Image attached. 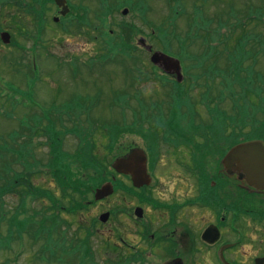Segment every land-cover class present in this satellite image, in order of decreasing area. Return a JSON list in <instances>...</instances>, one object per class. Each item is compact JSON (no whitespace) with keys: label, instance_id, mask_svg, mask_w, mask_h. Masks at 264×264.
I'll use <instances>...</instances> for the list:
<instances>
[{"label":"rangeland","instance_id":"rangeland-1","mask_svg":"<svg viewBox=\"0 0 264 264\" xmlns=\"http://www.w3.org/2000/svg\"><path fill=\"white\" fill-rule=\"evenodd\" d=\"M68 1L71 4H77L81 0ZM144 1L147 3V11L143 15L144 19L142 15L140 17V14L133 13L134 11L131 9L132 14L127 16H122L120 12L114 13L110 27H106L108 32H113V38L116 39L115 45L118 42L121 43L128 40L130 32L132 33L128 42L133 43L131 52L134 50V59L132 61H124V64L132 67L133 76L132 80H130L131 88H129L127 87L129 81L125 76L124 64L120 58V62L108 60L104 65L96 61V58L98 59L100 54L103 53L101 48L103 39L99 38V34L95 33L92 26L79 30V28H73L71 23L54 24L51 20L58 15L56 8L52 4L51 8L49 7L51 10L47 12L48 18L45 17L48 23L38 34V27L34 25L35 23H32L30 17H24V14H20L18 16L22 18L21 21L15 20L13 22L11 20L14 12L13 0H9L10 5L4 7H2L4 0H0V20L3 23V30L10 35V43L3 44L0 42V145L4 144V141L5 143L9 142L8 136L10 134H19L15 140L14 150L18 153H13L12 162L15 165L13 168L17 174H23V172H26L27 175L29 174L34 186L53 190L52 178L49 175V167H47L50 153L49 144L51 143V138L47 132V121H43L44 124L41 120L31 121L34 116H44L46 112V119L54 125L51 128L58 134L63 150L70 154L76 152L81 136L69 133L63 136V133H67L66 131L72 128V125L68 123H73L77 120L83 123V128L87 127L88 123L93 124V122L100 124L109 123L117 126L120 136L112 149H109L110 143L108 144V133L106 131L101 135L95 132L92 133V128L84 130L91 149V156L93 155L94 159L103 162L108 167V170H110V163L119 154H123L131 148L147 149V147L145 149L142 139L137 136L138 121V126L146 137L150 140L152 138L156 139V149L161 153L153 174L151 187L149 186L147 189L148 193L160 202L171 200L169 199L170 196L178 199L182 192L185 191L187 185L185 182L189 178L185 168L178 163V160L183 161L182 157L190 154L189 146L170 148L173 146L169 145L172 143L168 142V138H172L173 134L179 137L178 132H175L173 125L170 124L176 116H178V122L175 126L179 124V127L188 128L185 135L187 137L192 133V136H190L192 143H199L201 146L206 141L210 143L208 146L210 158L206 162L207 165L205 167H208V169L212 168L215 163L216 167L222 169V158L226 151L231 148L229 146H233L231 144L236 141L233 137H227V135L236 128V124H238L236 114L239 109L238 105H243V102H238L236 99L237 94L240 92L239 89L244 92L247 83H252L251 88L254 92L252 95L255 96L258 91L255 86H261V80L258 77L260 74L264 76L263 46L254 37L244 35L246 36L245 49L254 48L253 69L255 68L259 74L252 77L242 74L239 77L240 87L237 83L238 79H231L234 75L230 73L228 75L221 73L218 75L211 74L210 76L200 73V75H196L195 72L185 73V66L187 70L195 69V67H193V63L186 62L184 66L181 63L184 76L179 88V90L182 89V104L180 105L182 108L179 107V112L177 111L178 113L171 117L169 114L173 111L170 110V104L171 98L175 96L174 91L172 90L170 93L171 98L166 99L167 93L163 91L160 84H156L154 76L150 74L152 70L151 65H149L150 54L140 48L138 41L145 40L146 45L151 46L152 51L162 52L166 49L170 55H175L174 57L181 53H184L187 57L200 55L203 49V41H196L193 36L192 39H189L184 44L186 47L184 51L181 50L182 46L179 43V40H185L186 33L195 34L196 30L193 27L191 28L188 18H193L194 5H197L200 0ZM217 2V6L221 10H226L228 4H232L236 9L235 12L238 11L241 14L240 16L237 15L235 19H239L243 24H247L248 10H251L249 6L264 7V0H217ZM210 3L211 14L209 15L213 16L214 14L212 13L216 12L217 7L214 5V1ZM84 4L90 9L87 12L90 15L98 11V0H84ZM109 5L114 6L115 2H110L108 3ZM177 9L180 10L179 16L174 18L175 16H172ZM223 14L230 23L235 22H231L235 20L232 13H229V15L227 13ZM243 15H245L244 18ZM120 25H126L129 28V34L126 30L121 29ZM20 27L23 28V32L21 31L22 29H18ZM257 27L259 28V26ZM160 28L162 29L161 33L158 31L157 33L153 32L154 29ZM252 28L253 23H248L245 29L251 31ZM261 28L263 29V27ZM227 30L229 31L230 28ZM227 30L220 29L219 33L224 34ZM207 31L213 30L207 29ZM232 33L234 34L232 39L228 41V47L234 52V46H238V39L243 35L238 28L234 29ZM104 38L106 39L107 36H104ZM134 46H137V48ZM257 47L259 50H255ZM137 49L139 52H137ZM220 50L225 52V47ZM30 63L33 65L35 74L31 72ZM211 63L213 65L217 64L218 67H221V65L222 68L225 67L222 62H217L216 60ZM223 63H225L224 60ZM137 67L138 70L140 69V73H137ZM138 77L140 80L149 79L148 82L139 84V90L144 95L146 104L159 103L152 110L147 109V119H138L137 110H135L134 94L137 93ZM202 82H205V84ZM125 90L130 96L126 99V110L122 112L120 110L124 105L121 106L120 104H123L124 100H115L114 98L115 95ZM78 98H90V100L87 102L86 99L78 100ZM91 98L94 99L96 105L101 101V105L99 107L90 106ZM249 100H257L259 102L258 106L253 107V110L260 112V115H256V120L264 122V103L262 102L261 104L259 97L252 100L246 99L247 102ZM76 101H79V106H75ZM110 101L115 103L112 109L108 106ZM73 106H75V109H73ZM210 107L213 110L217 109V114L220 115L218 117L221 121L217 125L216 122L212 121V113L208 111L211 110L209 109ZM89 108L92 113L87 119V114L82 112L89 110ZM224 118L225 120L223 121ZM29 122H36L31 123L35 128H39L40 124H42L36 134H32L34 132L32 130H28L31 132V136L28 134V137L22 131V128L28 125ZM131 125H134L133 130L135 132L126 133L124 129L126 127L131 128ZM217 126L218 131L220 129L221 133L216 132ZM249 126L253 130H258L254 123H250ZM192 127L196 128L194 132L190 130ZM210 128L213 129L210 130ZM224 129L227 131L223 132ZM107 130L109 131V129ZM106 149L107 151L109 150V155H105ZM20 154L22 156L19 160L16 156ZM15 161H17L16 164ZM125 182L127 183V181ZM65 192L67 193L65 199L62 198L60 192L54 193V195H56L58 200L62 201V206L59 208L62 213L60 218L70 223L69 226L68 223L64 225L70 227V230L78 228L77 222L83 223L84 228L89 227L92 220H96L97 223V218L102 213L115 214V218L109 219L107 224L97 223L93 229L92 247L96 252L99 264H103L107 260L108 254L112 256L114 251L117 253L119 251V254L124 252L127 254L126 256L131 252H137L136 249L129 247L127 250L121 248L122 245L116 237L115 229L120 231L121 235L123 234L127 245L137 247L138 239L136 234L138 230L152 224L153 220L155 221L158 216L162 218V221L158 222L154 227L151 226V232H164L167 228L165 217L162 214L156 215V213L151 211L145 212L147 217H145L144 221H136L133 216V209L137 206V201L131 195H114L108 200L90 205L89 203L93 201V193L90 192L91 194L80 198L69 190ZM42 200L40 202L39 200L31 202V207L29 206L27 211H32V208L35 210L43 208L45 210L50 203L45 199ZM71 201L75 203L79 201L84 208L81 211H76L73 215H66L64 211L70 209L69 204ZM4 202L7 205L6 207L12 211L17 199L10 194L5 197ZM163 227L166 228L163 230ZM167 230L169 231V228ZM104 240L107 242L106 245L103 243ZM39 247L40 243L35 246L28 244L26 250L17 252V257L13 256L17 248L15 250V247H13V253L3 254L0 257V263L8 260L11 261V264H57L56 259L51 262L37 261L36 257L39 254Z\"/></svg>","mask_w":264,"mask_h":264},{"label":"trees","instance_id":"trees-1","mask_svg":"<svg viewBox=\"0 0 264 264\" xmlns=\"http://www.w3.org/2000/svg\"><path fill=\"white\" fill-rule=\"evenodd\" d=\"M213 1L214 5L217 7V10L215 13H212L214 14L213 16H210V2ZM50 2H52V0H13L14 12L11 20H13V22L15 20L21 21L22 18L18 15L27 13L31 18L32 23H35L38 27L37 29L39 34V31L41 32V30L45 27V24H47V19L45 17L49 11L48 3ZM141 3L140 5L138 4L137 11L140 9V11L142 10L141 13L143 14L146 12L147 7L144 0H142ZM217 3V0H200L198 4L195 3L197 5H194L193 18H188V21L190 22L191 28H195V34L186 33L185 40H179V43L184 50V48H186L184 44H186V42L189 39H192L194 36L196 41H203V49L200 55H192L186 59L187 63H193V67H195V69L193 68L187 70L185 66V71L187 73L195 72L196 75L202 74L206 76H210L211 74L218 75L220 73L228 75V73H230L231 75H234V77H231V79H238L237 83L240 87L239 77L242 74L249 75L250 77L253 75L257 76L259 74L255 68L253 69L252 61L255 58L254 48L251 47L249 49H245L244 43L246 41V36H252L259 41V44L263 46L264 49V7L249 6L251 10H248L249 16L246 18L248 21L247 24H243L239 19H235L237 15L240 16L241 14L238 11L235 12L236 9L232 4H228L226 10H221L218 8ZM6 5H10L9 0H4L2 7ZM26 5L28 6V9L25 8ZM179 11L180 10H178V15L176 16H179ZM223 13H227L228 15L229 13H232L235 20L231 22H235L230 23L229 20L225 18ZM244 17L245 15H243V18ZM142 18L144 19L143 15ZM248 23H253V28L251 31L245 29ZM2 25L3 23L1 21L0 32L3 29ZM257 26H259V28ZM261 27H263V29ZM228 28H230L229 31L227 30ZM237 28L243 36L239 37L238 46H234L233 52L228 47V41L232 39L234 34L232 32ZM207 29H211L213 31H207ZM220 29L227 30V32L220 34ZM161 30V28L157 29L159 33L162 32ZM219 46L220 49L225 47V52H222L219 49ZM255 50H259V48L257 47ZM132 51L133 52H131L130 43L128 40H126L125 42H118L114 47H109L107 45L104 46L102 48V52L104 54L101 53L98 59L103 61L113 60L115 62H120V58L121 62L124 64L125 60L132 61L134 59V50ZM137 52H139L138 49ZM215 60L217 62H222L225 67L222 68V65L221 67H218L217 64L213 65L211 62ZM223 60L225 63H223ZM123 66L127 78L131 79L133 76L131 71L132 67H129L127 64H124ZM188 66H190V64H188ZM31 72L32 74L35 73V70H33L32 67ZM140 72V69L138 70L137 67V73ZM150 74L156 76L157 71L152 69ZM258 78L261 80V86H255V88L258 90L255 96L252 95V93H254L251 88L252 83H247V86L244 88V92L239 89L240 92L237 94L236 99L238 102H243V105H238L239 109L236 113L238 124H236V128L233 129L231 133H228L229 135H227V137H233L236 140L231 145H235L241 141L250 139H264V122L256 120V115H260V112H255L253 110V107L258 106L259 102L257 100H252L253 98L257 99V97H259L261 104L262 102L264 103V76L260 74ZM146 80H148V78L140 80L138 77L137 86L140 84V82H144ZM202 83L205 84V82ZM173 91L175 95L174 97L171 98L170 95L166 96V99H172L170 110L173 112L169 114L171 117H173L175 113H178L180 108H182L180 107L182 104V89L179 91ZM246 99H251L252 101L249 100L247 102ZM78 100H85V98H78ZM136 102L138 119H147V109L152 110L155 106H158L157 103L150 105L146 104L145 97L142 92H140L139 87H137ZM75 103V106H79V101H76ZM209 109L211 110L208 111L211 112L213 116L212 121L216 122L217 125V123L221 121V119L218 117L220 115L217 114V109L213 110L211 107ZM46 116L47 112L44 113V116H40V120L42 122L47 121L46 124H48L47 126L49 128V131L47 132L51 138V143L49 144L50 153L47 167H49V175L52 178L53 190L36 187L32 184L29 174L27 175L26 172H23V174H17L14 171L13 167L15 165L12 162V159L14 158L13 153L18 152L13 149L15 146V140L19 135L18 133H14L12 135L10 134L8 136L9 142L5 143L4 141V144L0 145V257L3 254L13 253V247H15V250L17 248L13 255L14 257H17V252H23L26 250L28 244L35 246L40 243L39 254L36 257L37 261L51 262L56 259L57 264H99L96 260V252L92 247V240L94 238V225L92 224L90 227L84 228L83 223L77 222V230H70V227H68L70 223L60 218V213H58V210L62 206V201L58 200L54 193L57 194L60 192L62 198L65 199V196H67L65 191L69 190L70 192L74 194L76 193L82 198L90 193L93 188H96L103 181L107 180L111 175L114 174V172L112 170H108V167L103 162L94 159L93 155L91 156V149L88 145L87 135L84 134V130H89L91 128H87L88 126L83 128L80 125L75 127L73 123L69 121L70 123L68 124H72L73 126L71 129L66 131L67 133H63L62 135L64 136L65 134L69 133L72 135H78L79 137L81 136V140L78 148H76V152H74V154H70L63 150L61 140L58 139V134L51 128V126L54 127V125H52L51 121L46 119ZM224 120L225 118L223 121ZM177 122L178 116H176L170 124L173 125L172 127L176 130L175 132H178L179 137L173 134L172 138H168V142L172 143L174 148H177L179 145H184L193 147L196 149L195 152L199 153L200 155H209L208 146L210 143L206 141L203 146L199 145V143H192L190 138L192 133L186 137L185 133H187L188 128L179 127V124H177L176 127L175 124ZM250 123H254L258 127V130L251 129L249 126ZM106 125V123L100 124L93 122L92 133H96L97 130L99 131L101 129L105 133L107 129L104 130L103 128ZM112 127L113 128L109 129L110 132L107 131L108 144L110 143L109 149L114 147V144L118 141L119 137L117 130L118 127ZM249 128L250 130H248ZM133 129L134 125H131V128L126 127L124 131L126 133H133L135 132ZM212 129L213 128H210V130ZM27 130H32L34 131L33 133L37 131L36 128L32 126V124L22 128L24 133L27 132ZM113 130L114 132H112ZM190 130L194 132L196 128L192 127ZM225 131L227 130L224 129L223 132ZM216 132L221 133L220 129L218 131V126L216 127ZM137 134H144L142 129H140L138 126V121ZM146 140L149 144L150 153L152 154L155 150H157L155 146L156 139L152 138L150 140L147 138ZM187 143L191 145H188ZM88 149L89 151L87 152ZM106 152L109 153V150L107 151L106 149ZM21 156L22 155L20 154L16 157L20 160ZM204 161L205 159H199L197 162L201 166ZM16 162L17 161H15V164ZM10 194L13 196V198L15 197L17 199V203L12 207V211L6 207L7 205L4 202L5 197ZM122 194H126L127 196L131 195L137 200V192L131 186H127L122 181H117L115 185V195ZM42 199H45L50 203L48 204L49 206L45 208V210L43 208L38 210L32 208V211H27V208H29V206L31 207V202L38 200L40 202L43 201ZM69 205V212L72 214H74L75 211H81V209L84 208L79 201L76 203L71 201ZM65 223H68V226H64ZM3 227L5 228L2 230ZM117 236L116 237L120 242L126 243V239L123 237V234H117ZM103 243L106 245V240H104ZM125 245L127 246V244ZM118 254L119 251L118 253L114 251L112 256L108 254L106 258L107 260L105 259L106 261H104L103 264H137V254L134 252H131L128 256H126L127 254L124 252L120 253L119 255ZM0 264H11V261L6 260Z\"/></svg>","mask_w":264,"mask_h":264},{"label":"flooded vegetation","instance_id":"flooded-vegetation-1","mask_svg":"<svg viewBox=\"0 0 264 264\" xmlns=\"http://www.w3.org/2000/svg\"><path fill=\"white\" fill-rule=\"evenodd\" d=\"M137 1L126 0L121 9H129L131 6L137 9ZM74 5V13L77 14L73 16L76 23L80 22L81 17H88L81 29H87L94 21L101 22L104 13L108 14L101 23L109 28L115 10L119 7L117 4L114 8L103 7L98 0V11L90 15L87 13L89 8L84 4V0ZM25 8L28 9V6L26 5ZM111 10H113L112 14H110ZM121 29L129 34L126 25L121 26ZM109 34L111 35L109 44L115 45L113 32L110 31ZM130 37L131 32L129 39ZM132 44L131 42L130 45L133 46ZM158 76L164 81L155 82L161 85L163 91L167 93L166 96L170 95L173 87L179 88L172 74L166 75L160 72ZM84 112L86 111L82 113ZM82 124L78 121L73 122L75 127ZM47 131H49L48 126ZM153 157L156 159L153 167L149 158L146 164L151 184L161 153L154 154ZM209 158V155L190 153L182 157L183 161L178 160L189 177L185 182L187 184L185 191L178 199L170 196L171 200L160 202L148 193V186L134 188L137 192V209L142 212V215L135 220L144 221L147 217L145 212L151 211L156 215L162 214L169 228V231L163 227V230L166 228L164 232H151L150 227L162 221L158 216L152 224L138 230L137 247H132L137 250V264H264V189L257 190L239 182L236 177L229 176L221 168L216 167L215 163L208 169L205 165ZM199 159H205L202 163L203 169L196 168V161ZM109 178H113L114 181L121 179L123 183L127 181L126 184L132 185L128 176L113 174ZM91 223L93 224V221ZM115 231L121 235L120 231L117 229Z\"/></svg>","mask_w":264,"mask_h":264},{"label":"water","instance_id":"water-1","mask_svg":"<svg viewBox=\"0 0 264 264\" xmlns=\"http://www.w3.org/2000/svg\"><path fill=\"white\" fill-rule=\"evenodd\" d=\"M64 0H55L57 7H63ZM63 5V6H62ZM68 13V8H62L61 16ZM126 14V13H124ZM57 21V20H55ZM3 43H9L8 34L1 35ZM140 44H144L143 41ZM150 61L158 66L166 74H174L176 80H182L179 62L175 59L167 57L161 53L152 54ZM222 170L229 176L248 186H252L257 190L264 189V141L254 140L237 144L232 147L222 158ZM112 169L119 175L129 176L135 188L148 186L150 178L146 170V157L141 150H132L126 156L116 159L112 165ZM113 194V186L110 182L104 183L100 188L95 190V201H101ZM134 215L140 217L141 210L135 209ZM108 213L100 216V221L105 223L108 219ZM206 240V237L203 236Z\"/></svg>","mask_w":264,"mask_h":264}]
</instances>
